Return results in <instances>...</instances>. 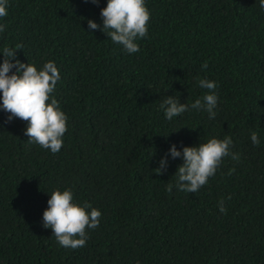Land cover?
Listing matches in <instances>:
<instances>
[{
	"label": "trees",
	"instance_id": "obj_1",
	"mask_svg": "<svg viewBox=\"0 0 264 264\" xmlns=\"http://www.w3.org/2000/svg\"><path fill=\"white\" fill-rule=\"evenodd\" d=\"M106 2L9 0L0 19V47L56 63L53 95L69 118L53 154L0 110V264H264V12L255 0H146L148 34L129 54L87 31ZM200 78L218 84L216 118L191 110L166 120L161 101L202 97ZM225 135L238 161L223 157L196 193L168 190L182 160L155 168L170 144ZM65 188L102 212L76 249L42 224L50 193Z\"/></svg>",
	"mask_w": 264,
	"mask_h": 264
},
{
	"label": "clouds",
	"instance_id": "obj_2",
	"mask_svg": "<svg viewBox=\"0 0 264 264\" xmlns=\"http://www.w3.org/2000/svg\"><path fill=\"white\" fill-rule=\"evenodd\" d=\"M98 3V0H92ZM261 12H264V0H255ZM9 0H0V19L8 15ZM150 10L146 0H107L100 9V22L88 19V32L100 29L109 39L118 44L126 53L140 51L138 41L148 34ZM6 31V24L0 23V33ZM23 45L0 47V110L7 113V121L19 118L27 122L24 133L28 142L38 144L55 154L61 150L63 137L67 130V114L61 109L54 97L57 81L61 79L60 71L52 60L37 66L35 63L23 62L16 50ZM207 64H202L206 68ZM198 87L207 89L202 97L191 103L182 102L179 95H167L160 103L166 120H173L191 110L207 113L209 120H214L218 113V84L214 80L200 78ZM251 143L259 145L261 140L256 131L250 133ZM232 138L212 136L205 142L184 145L178 148L175 143L157 161L155 172H167L170 158H180V163L172 176L174 180L168 185L171 191L196 193L208 183L219 168L223 157L234 161L239 154L231 150ZM231 197H228L230 199ZM221 213L226 211L224 201L217 202ZM102 212L90 202L78 203L71 188L53 190L47 200V207L42 213V224L52 230V235L60 247L76 249L85 246L89 231L100 225ZM138 264V262H137Z\"/></svg>",
	"mask_w": 264,
	"mask_h": 264
}]
</instances>
